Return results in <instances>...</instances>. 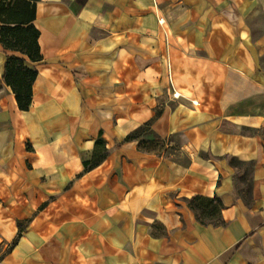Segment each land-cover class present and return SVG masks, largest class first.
Returning <instances> with one entry per match:
<instances>
[{"label":"crops","instance_id":"obj_1","mask_svg":"<svg viewBox=\"0 0 264 264\" xmlns=\"http://www.w3.org/2000/svg\"><path fill=\"white\" fill-rule=\"evenodd\" d=\"M262 3H38L27 111L0 44V264H264ZM150 121L187 162L127 141Z\"/></svg>","mask_w":264,"mask_h":264},{"label":"trees","instance_id":"obj_2","mask_svg":"<svg viewBox=\"0 0 264 264\" xmlns=\"http://www.w3.org/2000/svg\"><path fill=\"white\" fill-rule=\"evenodd\" d=\"M41 1L0 0V44L8 53L3 80L11 87L22 111H27L32 104V88L38 77L36 64L43 60L39 45L40 31L35 26L37 6ZM152 121L131 133L127 141L138 142L141 152L159 156H163L168 149L175 150L167 147L169 140L162 139L154 132ZM96 147L105 148L104 141L97 140ZM102 158L96 157L93 162H86V169L98 165ZM188 205L202 223L207 218L216 217L222 208L219 199L199 196L190 199ZM216 223L224 224L221 220H216Z\"/></svg>","mask_w":264,"mask_h":264},{"label":"rangeland","instance_id":"obj_3","mask_svg":"<svg viewBox=\"0 0 264 264\" xmlns=\"http://www.w3.org/2000/svg\"><path fill=\"white\" fill-rule=\"evenodd\" d=\"M261 16L254 22V28L257 31V36L264 35V3L261 4ZM264 60V59H263ZM175 155L176 157H179V159L183 162H187L188 159L186 157L180 156L179 154L175 153L172 149H168L164 156L168 158H173L172 156ZM175 158V157H174Z\"/></svg>","mask_w":264,"mask_h":264},{"label":"built area","instance_id":"obj_4","mask_svg":"<svg viewBox=\"0 0 264 264\" xmlns=\"http://www.w3.org/2000/svg\"><path fill=\"white\" fill-rule=\"evenodd\" d=\"M179 96H180L179 93H177V92H174V93H173V97H174V98H178Z\"/></svg>","mask_w":264,"mask_h":264}]
</instances>
